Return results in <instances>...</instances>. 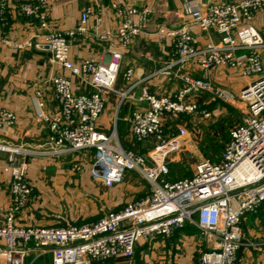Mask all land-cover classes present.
I'll return each instance as SVG.
<instances>
[{"label": "built area", "instance_id": "obj_1", "mask_svg": "<svg viewBox=\"0 0 264 264\" xmlns=\"http://www.w3.org/2000/svg\"><path fill=\"white\" fill-rule=\"evenodd\" d=\"M172 1L181 6L189 22L177 29L160 31L173 40V60L155 75H172L181 82V88L173 95L160 97L142 89L137 101L145 103V107L127 118L133 141L153 145L142 155L125 150L115 133L107 136L98 127L107 95L115 92L121 73V54L113 52L111 60L105 62L86 59L76 64L70 59V42L76 37H88L110 46L128 47L143 33L147 11L118 7L117 32L102 34L89 31L87 23L92 8H87L75 29L60 32L49 25L51 0H30L13 6L9 0H0V18L12 9L37 22L42 31L23 41L2 35L0 48L24 52L48 47L53 64L69 71L91 89L89 94H76L70 80L53 76L50 83L60 116L53 118L45 114L38 95L34 98L37 120L49 129L45 145L32 151L0 143V152L8 154L4 171L10 176L12 200L5 213V223L0 226L3 264H27L32 251L50 256L51 264L131 261L139 242L169 238L186 225L196 227L216 243L212 250L202 253L199 264H240L239 252L248 245L242 222L264 204V35L253 25L256 14L264 13V0H209L206 6H202L201 0ZM192 26L206 37L205 44L193 33ZM213 35L218 41L213 40ZM188 64H194L206 75L220 68L246 79L248 82L239 94L246 114L243 122L231 130L219 163L203 160L192 177L171 181L169 158L181 144L174 132L164 134V118L198 114L200 107L190 97L201 93L211 95L223 105L236 103V97L229 91L184 71ZM132 76L133 71L128 70L124 77L130 81ZM132 89L121 96L124 98ZM16 122L13 112L1 111L0 133ZM70 153H93L91 176L107 188L121 184L126 171L134 172L149 184V196L93 224L18 227L17 216L26 208L33 192L28 181L29 156Z\"/></svg>", "mask_w": 264, "mask_h": 264}, {"label": "crops", "instance_id": "obj_2", "mask_svg": "<svg viewBox=\"0 0 264 264\" xmlns=\"http://www.w3.org/2000/svg\"><path fill=\"white\" fill-rule=\"evenodd\" d=\"M9 1L13 6L30 0ZM122 6L134 7L148 13V21L143 33L128 47L110 46L88 37H76L70 42V59L76 64L86 59L96 62L109 61L113 52L122 56L120 75H123V83L122 85L119 83L118 89L107 95L106 107L98 122L99 130L102 132H107L109 128L113 102L119 99L121 93H126L130 88H133L129 93L130 100L133 101V105L127 111L129 117L134 111L144 108L146 105L137 101L141 96L142 89L146 88L151 94L160 97L173 95L181 88V82L174 76L155 75L173 60L171 47L173 40L167 37L163 39L162 45H159L160 49H158L160 50L159 57L154 56V53L151 52V44L156 42L160 36L157 32L159 28L177 29L189 21L183 15L181 6L172 0H51L49 10L50 28L65 32L75 29L81 21L82 13L87 8H92L87 27L91 33L97 30L103 34L117 32L119 21L116 9ZM99 18L100 22H97ZM253 25L264 35L263 12L256 14ZM191 30L200 38L202 44L207 42L206 37L197 27L192 26ZM41 32L37 22L20 16L12 9H9L5 16L0 18V36L7 35L15 41H23L32 39ZM213 40L218 41V37L213 35ZM128 70L133 71L130 81H126L124 77ZM184 71L191 73L196 78L206 79L216 87L230 85V88H235L233 91L238 89L241 91L248 82L244 79V82L240 83L238 79L234 78L235 76L228 75V73H233L229 70H216L206 75L194 64H188ZM55 75L70 80L76 94L91 93V89L72 76L69 71L53 64L45 47L24 52L0 48V112L11 111L17 118L15 126L0 133V143L16 145L32 151H38L45 145L49 129L45 123L37 120L34 98L38 95L45 114L53 118L60 116L59 105L50 83V79ZM145 145H152V143L147 142ZM74 154L77 153L62 156L30 155L28 158V181L33 190L36 188L39 190L38 172L41 167L60 165L61 157ZM91 154L89 172H87L89 179L86 178L85 181L110 189L91 176L90 167L93 153ZM7 158L8 154L0 152V226L4 225L5 213L12 203L9 190L10 176L4 171ZM74 185H77V181L69 179L67 176L64 178L61 172L57 171V174L49 180L48 189L44 188L45 195H47L45 199L49 198L46 200H48L47 204L50 209L44 206L41 199L35 201L31 196L26 208L17 216L16 225L21 228H53L47 227V215L48 213L59 214L62 212L60 199L66 196V190L71 189ZM90 187L92 189V186ZM63 192L66 194H61ZM56 195H58L59 205L52 206L50 203L54 200L58 203ZM72 205L77 207V202L73 201ZM242 229L248 245L239 252L240 264H264V204L260 211L245 217ZM215 246L216 243L213 239L203 236L197 229L195 231L191 227L185 226L169 238L139 242L131 261L114 259L97 261L92 264H199L202 253L212 250ZM3 262L0 257V264ZM27 264H51V257L42 255L38 251H32L27 258Z\"/></svg>", "mask_w": 264, "mask_h": 264}, {"label": "rangeland", "instance_id": "obj_3", "mask_svg": "<svg viewBox=\"0 0 264 264\" xmlns=\"http://www.w3.org/2000/svg\"><path fill=\"white\" fill-rule=\"evenodd\" d=\"M162 29L165 31L172 30L165 28L157 30L160 36L156 39V42L151 44V52L157 57L160 56L159 45H162L163 39L166 38L165 35L160 34ZM171 47L174 50V44ZM216 70L224 71V69L216 68L211 73ZM228 75L235 76L234 78L238 79L240 83L244 82V78L237 73H228ZM175 79L177 78L175 77ZM122 80L123 75H120L115 89H118L119 83L122 85ZM217 87L233 94L236 97V103L229 106L223 105L214 100L211 95L201 93L190 97V101L200 107L198 114L192 116L168 115L163 120L164 134L174 132L179 137L181 144L180 149L172 153L169 158V168L173 180L192 177L196 167L203 160L219 161L231 130L243 122L246 106L239 99V89L233 91L235 88H230V85ZM132 103L129 94L124 98L119 96V99L113 102L109 128L104 133L107 136L115 133L125 150L141 152L146 155L152 149V146L142 145L138 147L131 137L129 125L126 121L128 118L127 111L133 105ZM203 113H207L209 116L206 117ZM91 158V153L67 155L61 157L60 165L44 166L39 170V190L34 189L32 197L35 201L41 199L48 209L50 207L46 199L49 198L45 199L47 195H45L44 188L45 190L48 189L49 180L57 174V171H60L64 178L67 176L69 179L77 181V185H74L71 189L69 188L70 190H66L67 194L66 191L61 193L66 194L60 199L62 212L59 214L48 213L47 227L93 224L104 216L119 213L127 206L140 203L149 196L150 189L146 181L132 171H126L122 183L110 189L93 185L90 182V184L87 183L85 179H89L87 172H89ZM90 186H92V189ZM56 197L58 203L54 200L50 205H59L58 195ZM73 201L77 202V207L71 206Z\"/></svg>", "mask_w": 264, "mask_h": 264}, {"label": "trees", "instance_id": "obj_4", "mask_svg": "<svg viewBox=\"0 0 264 264\" xmlns=\"http://www.w3.org/2000/svg\"><path fill=\"white\" fill-rule=\"evenodd\" d=\"M229 138H230V134H229ZM229 138H228V141H229ZM228 141H227V143H228ZM226 143V144H227ZM226 144H225V146H226ZM138 145V147H141L142 145H145V143L144 144H137ZM152 146V145H151ZM149 147H150V145H149ZM153 147V146H152ZM225 148V147H224ZM223 151H224V149H223ZM141 153V152H140ZM223 153V152H222ZM222 155V154H221ZM220 160H221V156H220V158H219V161H212L213 163H219L220 162ZM184 178H177L176 180H173L172 178H171V172H170V180L171 181H178V180H183ZM186 227H191V229H193V230H195L196 231V227H194V226H188V225H186ZM198 230V229H197ZM196 264H198V263H196Z\"/></svg>", "mask_w": 264, "mask_h": 264}, {"label": "water", "instance_id": "obj_5", "mask_svg": "<svg viewBox=\"0 0 264 264\" xmlns=\"http://www.w3.org/2000/svg\"><path fill=\"white\" fill-rule=\"evenodd\" d=\"M209 0H201L202 6H206L208 4ZM45 49H48V47H45Z\"/></svg>", "mask_w": 264, "mask_h": 264}]
</instances>
